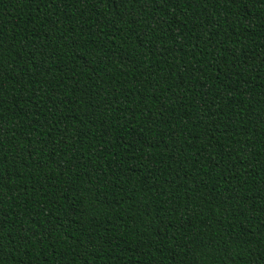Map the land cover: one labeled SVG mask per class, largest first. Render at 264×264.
<instances>
[{
  "label": "trees",
  "instance_id": "obj_1",
  "mask_svg": "<svg viewBox=\"0 0 264 264\" xmlns=\"http://www.w3.org/2000/svg\"><path fill=\"white\" fill-rule=\"evenodd\" d=\"M0 264H264V0H0Z\"/></svg>",
  "mask_w": 264,
  "mask_h": 264
}]
</instances>
